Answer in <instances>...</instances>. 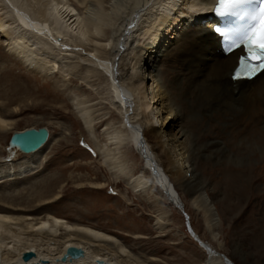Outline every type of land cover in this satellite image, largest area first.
Returning a JSON list of instances; mask_svg holds the SVG:
<instances>
[{"label": "bare ground", "instance_id": "1", "mask_svg": "<svg viewBox=\"0 0 264 264\" xmlns=\"http://www.w3.org/2000/svg\"><path fill=\"white\" fill-rule=\"evenodd\" d=\"M83 1L79 11L66 0H0V40L6 50L3 59L13 62L15 58L40 80L51 79V64H66L67 75H73L78 64L65 62L70 56L87 63L85 73L102 80L105 100L116 112V122L102 120L105 115L96 122L86 106L88 101L77 100L72 89L63 84L56 85L61 87V96L55 89L52 95H67L75 102V116L85 136L94 135L95 125L103 121L104 141L94 143L86 136L91 155L132 193L146 202L152 200L158 230L164 229L162 222L171 214L165 211V202L182 210L177 191L200 211L206 236L212 241L217 239L224 216L234 213L229 216L233 225L242 219L243 226L245 220L249 225L233 235L230 256L235 261L234 253H239L242 260L237 259L238 264H256L244 245L250 244L256 255L264 254V184L259 181H264V70L251 81L231 80L241 52L222 55L219 39L211 32L207 5L213 0ZM169 31L175 36L166 49L163 45L168 44L165 34ZM144 45L149 46L145 53ZM149 52L154 55H147ZM10 73L8 70L0 76V98L7 101L5 108L0 106V140L8 138L7 143L14 132L25 130L11 129L7 124L14 115L9 108L18 102L15 97L22 84L16 79L11 86ZM186 119H194L196 129L207 128L210 139L200 143L188 132L190 128L184 127ZM240 123L245 129L242 134ZM50 140L34 153L8 148L7 156L0 158V264H156L134 257L110 230L66 214H83L85 210L78 207L81 202L64 201L69 195L61 196L62 186L56 189L62 184L60 175L36 181L42 166L39 155ZM132 151L142 164L135 173ZM200 154L242 164L238 173L235 171L236 177L228 170L221 172L223 189L236 201H224L222 188L209 186L203 176L206 169L199 171ZM84 177L66 176V182L78 187L70 194L79 196L80 192L103 188L102 183L84 186ZM23 180L32 184L30 189L13 191ZM37 185L44 189L35 190ZM249 209L253 214L245 216ZM13 222L18 226L25 223L23 232L12 233L8 224ZM194 236L205 252L198 264H233ZM72 247L81 249L83 255L76 259L67 256ZM29 252L34 257L23 261L22 256Z\"/></svg>", "mask_w": 264, "mask_h": 264}, {"label": "rangeland", "instance_id": "2", "mask_svg": "<svg viewBox=\"0 0 264 264\" xmlns=\"http://www.w3.org/2000/svg\"><path fill=\"white\" fill-rule=\"evenodd\" d=\"M66 1L71 4V6L79 9V11L84 6L83 0ZM165 35L168 44L165 43L163 46L166 49H170L175 33L173 34L172 31H169L166 32ZM3 47L4 45H2V41L0 40V76L10 70L12 73L9 74L8 78L11 81H8V83L12 86L14 85L16 79L22 83L20 86L21 93L15 97L18 102H15L9 108L14 115L7 120V124L10 123V125H12L11 129L14 128L15 130H22L28 127H45L49 129L50 135L48 140H51L48 146L43 149L39 155V160L42 162V166L40 168L38 167L39 175L37 174L38 177L35 179L39 182L41 177H45L47 180L54 175H60L62 179L59 177V181H62V184L56 189L59 190L62 186L60 189L61 196L62 194L67 196L69 195L68 198H66L67 200L64 201L69 204H71V202H81L82 205H77L78 207L83 206L82 208L85 210V213L83 214L69 211H66V214H71L75 218H84L91 224L98 225L102 229L110 230L112 234H114L122 243H124V245H126L127 250L134 257L140 258V260L151 259L156 264H198L201 262L204 258L205 252L189 234L186 227L187 220L193 230V233L200 238V241L203 244L211 246L210 248L232 261L233 264H238L237 259L240 261L242 260L241 254L234 253V255H236V260L233 261L230 253L233 252L232 246L235 238L233 235L236 232H240L241 230L243 231L245 229L244 227L249 225H247L248 222L244 220L242 226V219H239L233 225L232 223L234 220H230V217L234 213L227 215L228 217L223 214V221H220V227H218V230L216 231L218 233L217 239L212 241L206 236L205 226L202 221L200 211L196 210V208L192 206L185 194H181V192L176 190L182 202V210L179 211L168 202H165L164 205L162 200L161 203L164 205L163 207L165 211H170L171 214L168 215V218L162 222V224H164V229L158 230L156 226V213L154 212V208L152 209L151 206H154L152 200L146 202L144 198L132 193V191L124 183L110 174L104 164H100L101 162L91 155L89 150L86 148L88 147L87 138L94 143L97 142L98 144L104 141L105 136L102 134L104 127H100L103 121L95 125L96 129L94 128V135L86 133V138L85 133L83 132V125L76 119L75 116L72 104H75V102L71 99H67V95L66 97H60L62 92H60L61 87H58L63 84L66 88L72 89V96H77V100L80 99L82 101H88L86 106L93 111V117L96 118H94L96 122L104 115L105 117L102 120L109 119L116 122L118 117L113 107L109 104V101L105 100L107 99V95L105 94L104 87L101 86L103 85L102 80L95 77L94 74L88 75L85 73V67H88V65H85L87 63L76 60L74 56H70V59L65 62L78 64V68L74 70L75 72L73 75H67L68 73H66V69L68 66L65 67L66 64H63L62 66L59 65L58 67L55 64H51L49 67L52 71L51 79L40 80L38 76L30 73L29 70L25 68L24 65H21L15 58L13 62L9 61V59L7 61L4 60L2 56L3 51L6 52V50H4ZM157 48H159V46ZM148 49L149 46L147 45L142 47L143 52ZM147 55H154V52H149ZM46 59L47 58L45 57V60ZM149 72L151 73V71ZM145 75L144 78L148 80V77ZM147 80L145 81V84H148L149 81ZM1 88H4V85ZM4 89L6 90L7 87ZM53 89L60 92V96H57L58 98L52 95ZM152 104H154V102H151V105ZM6 105L7 101L0 98V106L5 108ZM14 107H16V109L13 110ZM197 113L200 114L199 109L197 110ZM194 122V119H186L184 121V127L186 128L187 126V130L190 128L188 132L193 134L194 137L200 141V143L205 140H209L210 137L208 136L207 128L201 130L196 129L194 128ZM239 128L243 130L241 131L242 134L245 131L242 123L239 124ZM9 136L10 132L8 134V137ZM63 137L67 138V142H65L66 140H64ZM232 138V140H234L235 136L233 135ZM7 140L8 138L3 141L0 140V158L7 156ZM60 144L61 147L58 148ZM20 155L18 156L19 159L22 156ZM212 156L206 154H200L198 156V163L200 165L199 171L202 173L201 168L203 169L204 167L206 169L205 173L207 175L204 174L203 176H206L205 178L208 180L207 182L211 188H222L221 196H225L226 198L224 201L228 198H230L232 202L236 201L234 196L233 200L230 193L228 194L223 189L225 178L221 172L228 170L230 175L236 177L238 171L242 168V164L236 160H227L216 155ZM199 157L202 158L200 159ZM130 159L133 161L134 166L132 171L135 173L140 166H142V164L134 151H132ZM216 160L219 164L216 163ZM34 171L36 172L38 169H34ZM68 175H72L77 178L85 176L84 178H86V182H84V186H88L89 182L90 184L102 183L104 186L94 193L88 190L86 194L85 192H80L79 196L78 194L72 195L70 193L77 192L75 190L78 189V187L76 184H70L68 181L66 182L65 178ZM24 181L25 180L21 183L19 182V186H17V188L13 187L12 190H24V188L25 190L30 189L32 184L27 181H25V183ZM259 181L264 184V181ZM52 182L54 181L52 180L51 182H47L46 185ZM34 189L43 190L44 186L42 187V185H37ZM6 193H8V191ZM254 193H256V191H254ZM61 207L63 212L65 210L63 208L64 206L61 205ZM242 207H244V205H242ZM241 209L242 211H240V213L238 212L239 214H242L241 212H243V208ZM52 210H55V208ZM57 211L60 210L58 209ZM217 211L220 213V208ZM86 213L87 215L84 216ZM248 214H253V210L249 209L245 216ZM24 224H19L18 226L15 225V222H13L10 223L11 226L9 224L8 226L9 228L11 227L10 229L12 233H21L23 232L24 228H22V226ZM174 235L177 237H174ZM21 236L24 237V235ZM138 238L142 239L138 240ZM244 246H246L248 252L252 253L254 257L253 261L256 264H264V254L256 255L255 249L247 242H245Z\"/></svg>", "mask_w": 264, "mask_h": 264}, {"label": "water", "instance_id": "3", "mask_svg": "<svg viewBox=\"0 0 264 264\" xmlns=\"http://www.w3.org/2000/svg\"><path fill=\"white\" fill-rule=\"evenodd\" d=\"M48 137L49 131L44 127L38 129L29 128L20 132H14L9 139L8 147L12 149L15 148L22 154H31L40 150L46 144ZM186 227L189 234L193 237V230L191 229L188 220L186 221ZM194 238L197 240L196 236H194ZM82 255V250L78 248L72 247L67 251V256L73 259H76ZM33 256V252L24 254L23 261H28Z\"/></svg>", "mask_w": 264, "mask_h": 264}, {"label": "snow or ice", "instance_id": "4", "mask_svg": "<svg viewBox=\"0 0 264 264\" xmlns=\"http://www.w3.org/2000/svg\"><path fill=\"white\" fill-rule=\"evenodd\" d=\"M246 2L247 0H221L224 10L234 8ZM252 19L256 21V23H254L249 30H246L244 33H242L238 40L233 41L229 45V49H231L233 46H236L237 44H245L248 46L247 50L249 52H252L253 48L264 51V3L260 5L259 15L253 16ZM256 59H264V57H256ZM244 65V58L241 57L240 69L237 71V74L234 78H240V73L244 71ZM260 66L264 67V64Z\"/></svg>", "mask_w": 264, "mask_h": 264}]
</instances>
